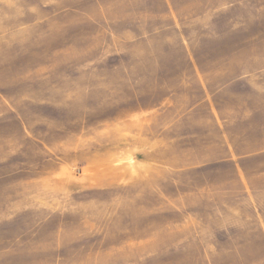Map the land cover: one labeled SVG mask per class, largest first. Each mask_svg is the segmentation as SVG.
Wrapping results in <instances>:
<instances>
[{
    "label": "rangeland",
    "instance_id": "obj_1",
    "mask_svg": "<svg viewBox=\"0 0 264 264\" xmlns=\"http://www.w3.org/2000/svg\"><path fill=\"white\" fill-rule=\"evenodd\" d=\"M0 264H264V0H0Z\"/></svg>",
    "mask_w": 264,
    "mask_h": 264
}]
</instances>
